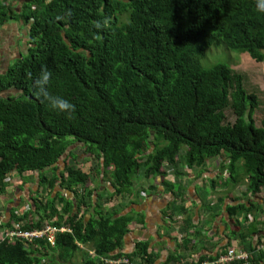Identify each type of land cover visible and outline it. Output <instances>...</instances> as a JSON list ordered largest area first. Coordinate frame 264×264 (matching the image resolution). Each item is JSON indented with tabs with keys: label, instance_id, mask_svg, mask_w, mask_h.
Listing matches in <instances>:
<instances>
[{
	"label": "trees",
	"instance_id": "1",
	"mask_svg": "<svg viewBox=\"0 0 264 264\" xmlns=\"http://www.w3.org/2000/svg\"><path fill=\"white\" fill-rule=\"evenodd\" d=\"M7 1L0 0V27L11 20L24 23L30 48L0 73V219L12 172L24 177L37 171L41 192L31 198L33 209L22 215L12 211L0 224V264H61L83 253L80 245L94 250L84 264L123 258L157 264L148 242L138 243L131 255L122 252L134 223L133 212L123 214L124 202L140 170L145 178L160 176L174 190L166 165L175 168L183 161L188 168H203L212 158H227L225 185L249 179L247 187L261 196L264 118L256 124L258 96L230 66H201L215 46L264 63V13L257 12L255 0H28L20 13ZM105 17H111L109 28L95 29ZM42 69L52 74L49 92L75 105L70 116L35 97L33 82ZM227 110L234 113L233 123ZM90 160L95 164L87 171ZM101 174L111 177L116 190L109 197L98 194L94 202L96 188L88 183ZM186 201L184 194L179 205L167 207L168 228ZM252 206L227 210L234 215L260 208L257 202ZM137 222L142 224L143 216ZM46 226L66 230L57 234L53 249L46 240L27 246L2 238L3 230ZM195 236L180 244L179 252L190 249ZM263 247L264 241L246 248L250 260L233 264H264ZM172 263H182L179 253L160 264Z\"/></svg>",
	"mask_w": 264,
	"mask_h": 264
},
{
	"label": "crops",
	"instance_id": "2",
	"mask_svg": "<svg viewBox=\"0 0 264 264\" xmlns=\"http://www.w3.org/2000/svg\"><path fill=\"white\" fill-rule=\"evenodd\" d=\"M26 2L28 0H8L7 4L13 11H17L15 13H20ZM13 22L18 23L14 25ZM18 25L27 27L26 38L30 41L28 26L22 22L11 20L0 27V51L2 37L9 32V28L17 29ZM20 32L19 28L18 33L20 34ZM19 42H21L20 38ZM29 48V42L26 52L19 53L16 44L14 48H10L12 50L11 58L15 59L6 62L0 69V73H4L20 56L27 55ZM72 148H75L74 153L79 155V147ZM67 154L60 162L61 169L65 167L64 160ZM228 163L227 158L216 157L208 161L203 168H188L183 161H180L175 168L172 165H166L167 180L176 185L174 190H168L160 176L145 178L144 174L140 173V177L138 176L136 182L134 181L133 193L124 202L126 209L123 214L133 212L134 223L124 241L122 252L131 255L136 251L138 243L148 242L149 249L159 256L157 264L166 262L169 257L176 253L180 254L181 264H189L190 262L213 261L230 249L245 251L246 248H256L260 245L264 241V192L258 196L251 191L246 185L249 179L241 181L237 186L225 185L223 181L230 178ZM91 166L90 160L84 167L88 171L91 170ZM93 171L95 169L91 173ZM8 180L10 186L5 195L6 199L3 201L7 211L3 219L0 220V224L11 219L12 211L17 215H22L28 209H33L35 206L31 198H36L37 194H40V180L37 171L28 172L24 174V177L12 172ZM88 185L91 188H96L94 202L98 194L109 197L116 190L112 181L110 182V178H105L104 174L98 178L92 175ZM59 192H61L60 189H57L55 195ZM64 192L68 197L73 198L70 192ZM184 194L187 198L184 205L186 209H183L182 212H176V222L173 227L168 228L167 225L170 220L165 210L173 202L179 205ZM136 199L137 202L132 203V200L135 201ZM254 202H257L260 208H254L249 214L239 212L231 215L227 210L228 207L238 204H245L251 208ZM99 203L103 204V201ZM104 206L107 208L110 204ZM92 214H94V208L86 219L89 220ZM140 216H143L142 224L137 222ZM235 231L238 232L236 235L233 234ZM192 234H198V236H195L194 242L190 243L191 248L179 252L180 244L184 243L185 240L190 242ZM241 234L245 235L242 239L239 238ZM194 243L196 244L194 245ZM79 247L83 253L78 252L71 261H62L61 264L71 263L75 260H80V264H84L88 258H91V254L94 252L92 246L80 245ZM56 257L59 256L56 255ZM47 258L50 257H45V260ZM134 261L140 262L138 258H134L132 262Z\"/></svg>",
	"mask_w": 264,
	"mask_h": 264
},
{
	"label": "rangeland",
	"instance_id": "3",
	"mask_svg": "<svg viewBox=\"0 0 264 264\" xmlns=\"http://www.w3.org/2000/svg\"><path fill=\"white\" fill-rule=\"evenodd\" d=\"M14 12L17 11L14 10ZM13 23L16 25L18 22ZM20 26L18 25L17 29H13V27L9 28V32L6 33L1 39L2 48L0 51V69L6 62L15 59H12L10 54L12 53L10 48H14L15 44L19 49V53L27 51V44L29 42V40L26 38L27 27L22 25ZM19 28L21 30L20 34L18 33ZM19 38L21 39V42H19ZM217 64H225L230 66L235 72L245 76L246 88L249 89L250 92H255L258 96L260 104L256 109L254 118L256 124L261 125L262 119L264 118V63H258L250 55L230 50L225 46H215L208 50L205 57L201 59V66L204 68H210ZM227 120L229 123H233L235 120L234 113L230 110H227ZM76 146L77 145H73V147ZM92 163L95 164L93 161ZM238 170L242 171V162L238 163ZM238 170L237 172H239ZM140 173L144 174V171H139V173L135 176V182L137 177H140ZM108 178H110L111 182V177L109 176ZM93 254L94 252L91 255ZM67 264H80V260H75Z\"/></svg>",
	"mask_w": 264,
	"mask_h": 264
},
{
	"label": "bare ground",
	"instance_id": "4",
	"mask_svg": "<svg viewBox=\"0 0 264 264\" xmlns=\"http://www.w3.org/2000/svg\"><path fill=\"white\" fill-rule=\"evenodd\" d=\"M1 220V219H0ZM59 232H65V229H57L55 227L46 226L44 229H36L33 231H23V230H4L2 232V238L8 240L9 242L22 241L27 246L34 244L37 241L46 240L53 248L56 247L57 234ZM18 234L23 235L19 237ZM264 250V247H263ZM251 254L243 250L230 249L225 254L218 256L215 260L210 262L196 263L190 262L189 264H233L236 262H243L250 260ZM110 264H140L135 261L132 262L128 258L120 259L119 261H108Z\"/></svg>",
	"mask_w": 264,
	"mask_h": 264
},
{
	"label": "clouds",
	"instance_id": "5",
	"mask_svg": "<svg viewBox=\"0 0 264 264\" xmlns=\"http://www.w3.org/2000/svg\"><path fill=\"white\" fill-rule=\"evenodd\" d=\"M255 8L257 12L264 13V0H255ZM111 24V17L102 18V20L94 23V27L97 30H107ZM51 72L47 69H42L39 76L34 79L33 90L35 97L45 102L52 109L58 113H63L66 116H70L75 110V105L69 100L53 95L49 92L48 86L51 78Z\"/></svg>",
	"mask_w": 264,
	"mask_h": 264
},
{
	"label": "built area",
	"instance_id": "6",
	"mask_svg": "<svg viewBox=\"0 0 264 264\" xmlns=\"http://www.w3.org/2000/svg\"><path fill=\"white\" fill-rule=\"evenodd\" d=\"M19 235V237H23V235H21V234H18Z\"/></svg>",
	"mask_w": 264,
	"mask_h": 264
}]
</instances>
